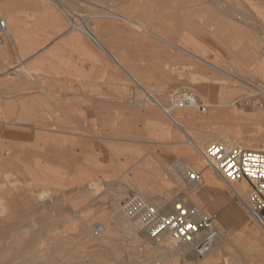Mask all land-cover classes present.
<instances>
[{
	"label": "rangeland",
	"instance_id": "rangeland-1",
	"mask_svg": "<svg viewBox=\"0 0 264 264\" xmlns=\"http://www.w3.org/2000/svg\"><path fill=\"white\" fill-rule=\"evenodd\" d=\"M74 2L75 18L69 20L76 24L82 25L83 16L91 17L93 24L101 15L126 17L147 29L131 25L146 32L157 53L167 51V70L142 71L145 77L139 79L144 96L161 108V121L167 125L166 137L150 136L157 145L167 141V160L163 145L124 160L121 144L95 140L72 152L76 175L75 181H68L72 177L58 168L67 163V152H54L53 157L52 151L39 150L37 141L10 144L1 119L0 264H264V257L256 254L263 246V228L191 144L195 140L205 150L220 142L222 133L239 135L241 140L231 142L243 145L252 134L232 115L235 108L251 112L253 102L259 105L258 95L247 96L264 90V0ZM182 91L196 94V104H175L174 97ZM198 103L208 104L205 111ZM244 145L258 149L255 141ZM182 162L202 176L194 189L175 169ZM206 172L224 189L208 187ZM131 194L165 210L176 199L199 206L215 216L221 233L208 251L163 249L165 241L152 242L133 221L129 226L141 237L113 218ZM96 223L102 230L94 235Z\"/></svg>",
	"mask_w": 264,
	"mask_h": 264
},
{
	"label": "crops",
	"instance_id": "crops-1",
	"mask_svg": "<svg viewBox=\"0 0 264 264\" xmlns=\"http://www.w3.org/2000/svg\"><path fill=\"white\" fill-rule=\"evenodd\" d=\"M74 1L0 0L7 26L0 46V120L7 142L37 141L53 157L67 152V163L57 167L72 177L68 181L76 175L72 152L95 140L121 144L124 160L163 145L167 160V141L157 145L150 138L167 136L161 108L144 96L139 81L142 71L167 70V51L157 53L146 32L119 16H100L94 24L83 16L81 28L72 26Z\"/></svg>",
	"mask_w": 264,
	"mask_h": 264
},
{
	"label": "built area",
	"instance_id": "built-area-1",
	"mask_svg": "<svg viewBox=\"0 0 264 264\" xmlns=\"http://www.w3.org/2000/svg\"><path fill=\"white\" fill-rule=\"evenodd\" d=\"M6 30V23L0 19V46ZM194 98L192 92L184 91L174 97V103L182 106L193 102ZM197 107L201 111L206 109L202 103H198ZM205 157L207 165L225 182L243 180L248 184L245 208L264 230V149L212 142L205 148ZM185 179L191 189L196 188L201 180L199 172L194 170L187 171ZM233 195L239 198L236 193ZM121 209L152 242L168 237L175 244L189 243L194 250L200 251L219 235L215 216L181 199L172 201L169 209L165 210L138 194H131L122 201ZM101 230L102 225L96 223L94 235Z\"/></svg>",
	"mask_w": 264,
	"mask_h": 264
},
{
	"label": "bare ground",
	"instance_id": "bare-ground-1",
	"mask_svg": "<svg viewBox=\"0 0 264 264\" xmlns=\"http://www.w3.org/2000/svg\"><path fill=\"white\" fill-rule=\"evenodd\" d=\"M108 15V14H107ZM102 16V15H101ZM109 16V15H108ZM121 18V17H120ZM4 19V18H3ZM122 19H124V20H126L127 21V18L126 17H123ZM69 21H71L70 23H71V25L72 26H74V27H78V28H81V26L80 25H78V24H76L75 23V20L73 19V18H71V20H69ZM82 21V20H81ZM128 22V21H127ZM83 23V22H82ZM132 24L133 25H135L136 27H139V28H143L145 31H147V29H145L144 27H142L140 24H137V23H134V22H132ZM142 29V30H143ZM89 32V31H88ZM91 33H92V31H91ZM93 34V33H92ZM92 34H90V35H92ZM93 39V38H92ZM97 43V42H96ZM98 44V43H97ZM100 44V43H99ZM98 44V45H99ZM101 46V45H100ZM99 46V47H100ZM104 46H102V48H103ZM208 47V46H207ZM106 49V48H105ZM104 49V50H105ZM108 51V50H107ZM138 84V83H137ZM263 88V87H262ZM182 92H184V91H182ZM182 92H179V93H181L182 94ZM188 92V91H187ZM258 95V97H257V99H258V101H259V105L256 103V102H253L252 103V111L251 112H246V111H242V110H240V109H238V108H235V110H233L234 111V113H233V115H232V117H233V119H236L237 120V122L239 123V124H244V127L246 128V130L247 131H250V132H252V134H250V135H246V137L244 138L245 139V141H255V144L257 145V147H258V149H264V90H262V89H259L258 91H253V92H251V93H249V95L247 96V97H249V96H252V95ZM196 95V94H195ZM194 95V96H195ZM150 98V97H149ZM196 97L194 98V101L193 102H188V103H185L184 105H190V104H192V105H194V104H196ZM210 103V102H209ZM206 106H208V104L206 103L205 104ZM235 106V105H234ZM209 108V107H208ZM232 111V112H233ZM168 116H169V118L172 120V121H174L175 123H177L176 122V119L172 116V114H168ZM245 132V131H244ZM249 132V133H250ZM221 133V132H220ZM223 133H225V132H223ZM248 133V132H247ZM248 133V134H249ZM222 134V133H221ZM220 134V136H221V141L220 142H222V143H227V144H232V140H234V139H240L241 140V137L238 135V136H230V135H226V134H222L221 135ZM228 134V133H227ZM244 135V136H245ZM231 138H234V139H232L231 140ZM218 140V139H217ZM257 140V141H256ZM245 141H244V144H247V142L245 143ZM215 142V141H214ZM191 144L194 146V148L199 152V154H201L203 157H204V159H205V162L207 163V161H206V157H205V150H203L202 149V147H201V145L199 144V143H197V142H195V140H191ZM243 144V145H244ZM238 145H240V146H243L242 144H238ZM249 145V144H248ZM245 146V145H244ZM192 165V164H191ZM195 165V164H194ZM193 165V166H194ZM188 167H189V164L188 163H186V162H182L181 164L179 163L178 165H175V169L176 170H180V171H182L184 174H186V172L188 171ZM190 168V167H189ZM200 177H202V176H200ZM204 179H205V181H206V183H207V185H208V187H211V188H214V189H219V188H223V187H221L220 185H218V186H216V185H214V184H216L215 182H214V179L212 178H210L209 177V174L206 172V174L204 175ZM202 180V179H201ZM222 180V179H221ZM222 182L224 183V185L226 186V188L233 194V193H236L238 196H239V198H238V200L242 203V205L245 207V204H244V202L247 200V196L248 195H246V197H245V194H248V192H249V187H248V184L245 182V181H243V180H238V181H235V182H225L224 180H222ZM204 183V180H203V182H202V184ZM224 189V188H223ZM207 194H208V192H207ZM192 201H193V199H191V204H194V203H192ZM228 204V203H227ZM157 205L158 206H160L158 203H157ZM201 208V207H200ZM202 210H204L206 213H207V211L205 210V209H203V208H201ZM122 209L119 211V212H117L116 214H115V217H113V218H115V220H116V222L119 224V226H121L122 228H124L125 230H127V231H129V232H131L132 234H134L135 236H140V233L138 232V230H140L141 231V229L140 228H138V230L137 229H135V227L134 228H132V227H130L129 226V221H133V220H131L130 218H128V216L122 211ZM3 212V211H2ZM255 219V221L258 223V225H260L262 228H263V226H262V224L261 223H259V221L256 219V218H254ZM83 222V221H82ZM135 224H137L135 221H133ZM87 223V222H86ZM133 223V224H134ZM218 223V222H217ZM248 226V225H247ZM221 227V226H220ZM249 227V226H248ZM217 228H218V230H219V235H220V229H219V227H218V225H217ZM38 229V228H37ZM250 229V228H249ZM258 229V228H257ZM256 229V230H257ZM252 233V232H251ZM219 235H218V237H219ZM252 235H253V233H252ZM261 236V235H260ZM141 237V236H140ZM255 237H256V234H255ZM257 237H258V235H257ZM256 237V238H257ZM223 238V237H222ZM261 238V242H262V244H263V246H261V247H258V249H256V254H258V255H260V256H262V257H264V238L263 237H260ZM144 240V239H143ZM162 241H165V246H164V248L163 249H167V248H176V250L179 252V253H185V252H187V251H189L190 249H191V244H189V243H180V244H175L171 239H169L168 237H166V238H164ZM214 241H216V239L214 240ZM161 242V241H160ZM213 243L212 242H209V243H207V244H205L204 246H203V249H205L206 251H208V249L211 247V245H212ZM213 246V245H212ZM202 249V250H203ZM210 249H212V248H210ZM209 249V250H210ZM169 250V249H168ZM171 251V250H170ZM196 251V250H195ZM204 252V251H203ZM203 252H201V253H203ZM200 253V254H201ZM203 255V254H202ZM236 257H238V256H236Z\"/></svg>",
	"mask_w": 264,
	"mask_h": 264
}]
</instances>
